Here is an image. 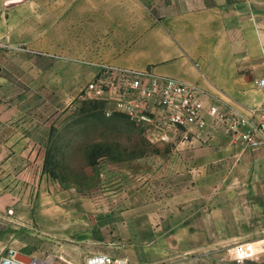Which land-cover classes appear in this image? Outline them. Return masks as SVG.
Instances as JSON below:
<instances>
[{
  "label": "crops",
  "instance_id": "0c3cea01",
  "mask_svg": "<svg viewBox=\"0 0 264 264\" xmlns=\"http://www.w3.org/2000/svg\"><path fill=\"white\" fill-rule=\"evenodd\" d=\"M113 6L114 19L108 15L100 19L102 26L112 29L102 33L101 42L93 29L99 19L88 10L70 15L68 35L55 29V42L59 37V42L73 45L68 55L54 49L55 89L78 92L91 82L113 81L120 70L149 71L198 85L208 93L206 106L219 108L216 116L205 114L199 125L170 131L169 157L160 162L162 173L150 183V193L139 194L137 200L149 206L133 211L149 219L145 252L149 249L152 258L163 263L173 255L227 250L239 241L260 240L264 237V143L250 147L230 129V122L237 115L257 124L264 112V89L257 85L263 74L264 0H118ZM87 44L93 50L100 44L110 53L83 52ZM20 152L12 153V162L30 156L31 149ZM81 201L87 199L75 189L41 191L31 205L27 198L8 202L0 198V224L6 210L13 212L14 224L36 220L37 232L53 242L39 244L35 259L50 264L46 260L53 256L63 259L52 264H84L89 253L114 244L118 231L97 220L87 221L86 213L80 218L84 224L71 221L78 219ZM79 240L84 248L77 246ZM4 250L0 247V254ZM254 251L249 247L246 254ZM4 258L0 256V263Z\"/></svg>",
  "mask_w": 264,
  "mask_h": 264
},
{
  "label": "rangeland",
  "instance_id": "374dc122",
  "mask_svg": "<svg viewBox=\"0 0 264 264\" xmlns=\"http://www.w3.org/2000/svg\"><path fill=\"white\" fill-rule=\"evenodd\" d=\"M117 2L0 0V198L6 202L27 198L31 205L41 191L77 190L87 201L78 202V219L70 220L80 226V218L86 213L87 221L97 220L118 231L114 244L102 245V252L89 253L108 255L113 264H264V237L255 242L239 241L227 250L173 255L167 263L152 258L149 249L145 252L150 240L149 219L135 216L133 211L149 206L137 200L139 194L150 193V183L162 173L160 162L169 157L168 139L126 114L106 116L105 107L111 104L95 98L85 86L78 92L64 91L55 89L53 83L54 49L68 55L73 47L69 42H59V37L55 42V29L62 28L68 35L70 15L88 10L99 19L93 29L100 33L96 39L101 42L102 33L112 29L102 26L100 19L108 15L113 20ZM94 49L87 44L82 51L97 56L110 53L100 44ZM201 91L207 102L208 93ZM21 148L31 149L30 156L12 162V153L21 154ZM11 213L4 211L1 219L0 247L5 250L0 256L14 251L13 255L22 260L36 258L33 253L38 245L53 240L37 232L36 220L21 219L14 224ZM82 240L77 246L84 248ZM241 245L255 251L240 256L236 249ZM62 259L50 256L46 261L52 264Z\"/></svg>",
  "mask_w": 264,
  "mask_h": 264
},
{
  "label": "built area",
  "instance_id": "2783aa9c",
  "mask_svg": "<svg viewBox=\"0 0 264 264\" xmlns=\"http://www.w3.org/2000/svg\"><path fill=\"white\" fill-rule=\"evenodd\" d=\"M263 74L257 81L264 89V43L261 46ZM87 91L95 98L110 103L105 109L106 116L114 112L126 114L138 124L152 127L162 139H168L170 131L199 125L205 114L216 116L214 106L207 107L198 85L187 84L173 78L155 75L149 71L134 72L120 70L111 82H91ZM244 128L240 132V129ZM230 129L240 133L241 139L250 147L257 148L264 143V112L259 122L252 124L244 117L231 118ZM248 246L241 245L240 256H247ZM9 258L11 264H44L31 258L22 260L15 255ZM85 264H113L112 258L104 254H92L85 259Z\"/></svg>",
  "mask_w": 264,
  "mask_h": 264
},
{
  "label": "water",
  "instance_id": "95a60500",
  "mask_svg": "<svg viewBox=\"0 0 264 264\" xmlns=\"http://www.w3.org/2000/svg\"><path fill=\"white\" fill-rule=\"evenodd\" d=\"M14 253H15L14 251H11L10 256H12ZM0 264H11V261L9 260V258H4L1 260Z\"/></svg>",
  "mask_w": 264,
  "mask_h": 264
}]
</instances>
